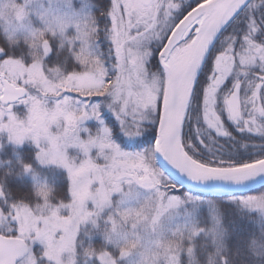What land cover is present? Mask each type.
Wrapping results in <instances>:
<instances>
[{"label": "snow or ice", "instance_id": "1", "mask_svg": "<svg viewBox=\"0 0 264 264\" xmlns=\"http://www.w3.org/2000/svg\"><path fill=\"white\" fill-rule=\"evenodd\" d=\"M256 183L264 0H0V264H264Z\"/></svg>", "mask_w": 264, "mask_h": 264}, {"label": "trees", "instance_id": "2", "mask_svg": "<svg viewBox=\"0 0 264 264\" xmlns=\"http://www.w3.org/2000/svg\"><path fill=\"white\" fill-rule=\"evenodd\" d=\"M193 123H194V119L188 122V131L189 133H192L194 135L192 128ZM122 146H124L125 148H129V145L127 144H123ZM129 150H133V149L130 148ZM8 151L9 152L12 151L11 147L9 148ZM19 153L23 156L26 162H30L33 164L35 170L40 174L41 179L47 178V181L50 184L55 185L58 192H63L66 194L69 180H68L67 172L65 170L61 168H57L55 166H51V167L40 166L38 162L34 159L35 148L30 143L24 145L23 148L19 149ZM13 166L14 167L16 166L15 160L13 161ZM14 183L18 189H21L26 192H30L34 187V180L31 175L23 176L19 179L14 178ZM187 191L188 190L186 189L183 188L181 189V192H187ZM259 192H264V188L247 194L257 195L259 194ZM240 224L241 227L243 228V231L238 230L239 234L243 237V240L241 242L242 252H246L248 239L257 232L256 213L255 212L251 213L250 217L248 214H245V219L241 221ZM99 242H100L99 237H97L93 241V243H97V244ZM248 258L251 259V257ZM96 264H98V261L96 262Z\"/></svg>", "mask_w": 264, "mask_h": 264}, {"label": "water", "instance_id": "3", "mask_svg": "<svg viewBox=\"0 0 264 264\" xmlns=\"http://www.w3.org/2000/svg\"><path fill=\"white\" fill-rule=\"evenodd\" d=\"M262 188H264V183H256V184L249 185L246 188L241 189L239 191H240V194H247V193L257 191ZM183 189H186L189 191L191 190V185L185 184V187Z\"/></svg>", "mask_w": 264, "mask_h": 264}, {"label": "rangeland", "instance_id": "4", "mask_svg": "<svg viewBox=\"0 0 264 264\" xmlns=\"http://www.w3.org/2000/svg\"><path fill=\"white\" fill-rule=\"evenodd\" d=\"M89 123H90V126H92V125L94 124V122H89ZM26 144H28V143H26ZM26 144H25V145H26ZM63 170H64V169H63ZM65 171H66V170H65Z\"/></svg>", "mask_w": 264, "mask_h": 264}]
</instances>
